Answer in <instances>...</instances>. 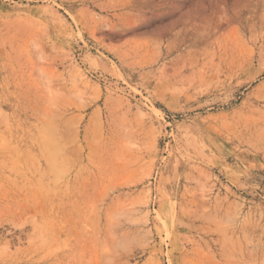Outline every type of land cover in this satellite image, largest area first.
<instances>
[{"label":"rangeland","instance_id":"374dc122","mask_svg":"<svg viewBox=\"0 0 264 264\" xmlns=\"http://www.w3.org/2000/svg\"><path fill=\"white\" fill-rule=\"evenodd\" d=\"M0 264H264V0H0Z\"/></svg>","mask_w":264,"mask_h":264},{"label":"bare ground","instance_id":"6f19581e","mask_svg":"<svg viewBox=\"0 0 264 264\" xmlns=\"http://www.w3.org/2000/svg\"><path fill=\"white\" fill-rule=\"evenodd\" d=\"M50 127H51V126H50ZM50 127H49V128H50Z\"/></svg>","mask_w":264,"mask_h":264}]
</instances>
